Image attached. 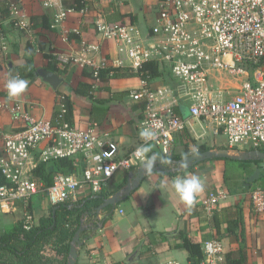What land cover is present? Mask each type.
Instances as JSON below:
<instances>
[{"label": "built area", "instance_id": "2783aa9c", "mask_svg": "<svg viewBox=\"0 0 264 264\" xmlns=\"http://www.w3.org/2000/svg\"><path fill=\"white\" fill-rule=\"evenodd\" d=\"M66 16L67 12L58 13L56 21ZM7 21L20 29L30 27L13 1ZM95 23L106 40H116V67L128 65L138 70L144 62L157 61L169 66L180 82L179 95L173 88L152 90L144 81L131 94L135 101L145 103L141 130L152 127L157 133L155 140L147 142L150 150L145 158L172 153L175 135L188 124L175 109L181 98L188 100L190 118L213 125L214 134H222L228 148L264 150V0H160L157 22L146 31L124 19L109 22L105 15ZM5 38L0 25V40ZM99 48L92 44L75 58L82 67L93 68L95 87L100 67L95 66L90 51ZM216 74L241 78L230 98H221L222 94L212 90L210 82ZM59 106L63 114L65 107ZM12 117L16 128L3 134L0 145V170L7 180L0 185V213L14 212L18 201L27 205L40 193L54 206L78 202L87 188L91 194H100L116 173L141 165L136 152L145 145L142 138L136 148L124 154L108 132H99L94 126L78 127L61 117L38 118L30 105L22 103L13 107ZM59 158L73 159L78 169L56 173L53 183L45 187L33 170L41 162ZM222 196L212 190L202 200L208 216L220 208ZM250 198L255 209L263 212L264 188L251 190ZM33 223L34 215L26 210L24 228L31 229ZM202 249L203 264L224 261V247L218 238L205 240Z\"/></svg>", "mask_w": 264, "mask_h": 264}, {"label": "crops", "instance_id": "0c3cea01", "mask_svg": "<svg viewBox=\"0 0 264 264\" xmlns=\"http://www.w3.org/2000/svg\"><path fill=\"white\" fill-rule=\"evenodd\" d=\"M16 1L22 9L24 20L30 22V27L17 31L8 30L5 41L0 40V145L3 134L16 128L17 124L12 117V110L16 104L30 105L32 114L38 118L52 119L57 108V95L62 92L68 94L74 103L73 125L82 128L94 126L99 132H108L111 138L119 143L121 153L125 154L136 148L141 142L139 133L140 123L144 118V101H135L131 94L143 86V80L138 76L111 78L110 91L100 88L98 84L94 86L91 97H82L74 90L81 82H93V78L89 75V69L93 68L82 67L75 58L94 44L100 47L98 50L90 51L95 66L100 68L104 64L115 66L113 58L117 56L116 40H106L98 32L95 23L98 17L105 15L109 22H116L124 18L122 16L125 14L131 13L136 16L134 23L146 31L157 22L160 0H82L85 6L80 10L74 8L75 0ZM61 12H67V16L57 22L56 16ZM41 15L48 17L50 28L32 26V16ZM6 22L7 19L4 23ZM27 38L36 47L35 67L52 71L57 68L55 72L64 80L57 89H54L41 78L36 77L37 80L29 84L23 94L12 98L8 95L6 83L11 68L25 63ZM39 43L47 45L46 51L51 53L53 58H45L38 47ZM164 65L171 75L154 79L149 83V87L152 90L159 89L166 92L169 88H173L179 95L180 82L174 78L169 66ZM240 81L241 78L228 74H216L211 78L210 83L215 93L222 94L221 98H230L237 91ZM124 92L128 93L124 94ZM180 100L175 109L188 121L186 130L189 137H183L184 143L189 142L191 148L201 144L212 148L221 143L225 144L222 134H214L213 125L207 124L204 120L191 119L188 100L184 98ZM177 134L173 148L176 152H181L184 146ZM227 163L226 160L218 158L203 167L195 166L193 170L179 174L180 176L195 174L205 182V190L191 207L184 204L171 188L172 180L178 175L153 172L151 176H146L129 197L116 206H108L98 211L95 223L84 222L85 229L81 233L82 243L78 247L76 264H111L112 262L191 264L189 252L176 246L182 241V236L202 244L210 238L221 240L224 247V261L220 264H227L226 254L231 251L236 252L241 247V243L246 250L244 264H264V211H257L252 204L251 187L242 189L244 182V185L248 186L247 178L257 167L261 168V176L264 177V160L258 164L252 163L248 167L253 169L251 173L240 164L243 173L233 176L227 174ZM47 164L51 165L50 169L53 167L52 162ZM137 168L132 170L136 171ZM130 171L121 170L116 173L106 188L111 192L107 197L115 194L127 183ZM126 175L127 179H125ZM161 182H166L168 185L164 193L157 188ZM260 182H264V178L259 180ZM212 190L222 193L223 196L220 199V208L213 216H208L204 211L202 200ZM44 195L45 204L48 206L51 203L45 193H40L31 199L36 217L44 214L40 212L44 202L41 197ZM93 195L97 196L101 193L91 194L87 188L81 193V199ZM65 206L71 209L73 203H65ZM229 206L242 208L243 236L229 235L226 232L225 217L234 215L233 212L229 214L223 212V209ZM58 209L64 213L61 207ZM14 212L0 213V232L6 231L16 223Z\"/></svg>", "mask_w": 264, "mask_h": 264}, {"label": "trees", "instance_id": "16d2710c", "mask_svg": "<svg viewBox=\"0 0 264 264\" xmlns=\"http://www.w3.org/2000/svg\"><path fill=\"white\" fill-rule=\"evenodd\" d=\"M82 2V0H75L74 8L77 10L84 8L85 3ZM9 5L10 0H0V25L2 27V23L5 22L9 17ZM122 17L124 18H121L120 20L124 19L131 23H134L136 21V16L131 13H127ZM31 23L33 27H51L49 19L45 15L32 16ZM38 47L40 48V51L43 52L45 58H53V55L46 51L47 45L45 43H39ZM50 49L52 50L53 48ZM25 51V63L16 65L11 68L10 75H19L20 77L26 79L29 82V85L37 80L35 76L37 68L34 65V54L36 52V47L28 38L25 40ZM57 70L58 69L55 68V71ZM89 70V75L93 78V82H81L74 90L76 94L82 97H91L94 91V70ZM63 72H65V70H63ZM98 75L99 87L110 91L111 88L109 86V81L111 78L138 76L144 82L150 83L158 77L164 76L166 78L171 74L163 63L157 61H147L144 62L142 67L138 70H134L131 67H116L106 65L98 69ZM126 93L128 92H124V94ZM60 104L65 107V112L63 114H61L60 111ZM56 105L57 108L54 111L52 119L55 120L56 118L61 117L65 121H68L72 124L74 103L71 100V97L66 93L59 92L56 98ZM143 109L145 110V103L143 105ZM178 134L177 136L181 138L180 140L182 141V144L184 146L183 151L176 152V150L173 148L170 155L158 153L160 156L167 157L170 162L193 154L190 149H197L198 152H201L212 148L204 144L195 145L194 148H191L189 142L184 143L183 137H189V133L186 128ZM216 147L227 148L224 145H217ZM213 160L216 159L207 160L197 165L183 168L180 171L171 172L170 174L173 176L179 175L181 172L193 170L195 166L203 167L206 163ZM224 160H226V162L234 161L231 159ZM261 161L262 160L239 161V163L245 167V170H247L248 173H251L253 172V169H248V167H250L252 163L258 164ZM50 166L51 165H48L47 163L41 162L33 171V175L35 177L41 178V180L44 182L45 187H49L53 183L56 173H74L78 169L74 160L71 158L56 159L52 162L53 169H50ZM127 177L128 176L126 175L125 179H127ZM262 178L264 177L261 176L255 182L259 183V180H261ZM6 183L7 180L0 170V185ZM244 184L242 185V189H247L252 185V183L248 184V186H245ZM256 185L257 186L252 187L251 190L256 189L257 187L264 188V184L259 183ZM110 193V191L105 189L101 193V195L88 196L84 199L79 200L78 202L73 203L71 209L65 208V204H60L61 210L63 209L64 213H62V211L58 209L56 210L55 217L53 213L54 205H52V207L50 208V213L48 214V216L44 213L42 216L36 217L31 200L27 202V205H25V201L23 200L18 201L17 209L14 212L16 223L6 231L0 232V264H67L71 241L76 231L82 225V221L85 219V221H94L95 223L98 208L103 204L104 199ZM110 209L112 210V207ZM26 210L34 215V223L32 228L29 230H26L23 226ZM223 212H225V214H229L230 212L234 213L233 216L226 215L225 217L227 223L226 232L229 235L243 236L241 232L243 222L241 206H229L224 208ZM46 243L50 244L53 247L54 253L60 258V260L55 261L54 259L46 257L41 252L42 246ZM176 246L184 248L189 252V260L191 264H203L204 253L202 249V243L194 242L187 236H182V241ZM244 248V244L241 243V247L236 252L231 251L227 253V264H244L246 261V250ZM111 264L123 263L112 262Z\"/></svg>", "mask_w": 264, "mask_h": 264}, {"label": "water", "instance_id": "95a60500", "mask_svg": "<svg viewBox=\"0 0 264 264\" xmlns=\"http://www.w3.org/2000/svg\"><path fill=\"white\" fill-rule=\"evenodd\" d=\"M35 76L41 78L44 82L48 83L54 89H57L58 86L63 82L64 78L61 77L57 72L52 71L47 68H38L35 72ZM193 154L185 156L181 159L171 161L168 165H163L159 161L156 162L154 171L155 172H166L171 173L174 171H180L185 167L182 165L186 161H190L187 167L192 165H197L201 162L211 160V159H231L237 161H259L264 160V150L261 149H251V150H239V149H230V148H210L205 151L197 152L195 158L192 159ZM53 167H51L52 169ZM261 176V168L257 167L255 171L247 178V184H250L256 181ZM146 176L141 173V165L137 168L136 171L131 170L129 172V178L127 183L119 189L115 194L106 197L103 204L98 208V211L108 207L116 206L125 198L129 197L131 193L139 187L140 182ZM98 196V195H97ZM60 205L54 206L53 213L54 217L56 210ZM85 219L82 221V225L76 231L71 244L70 251L67 259V264H76L78 259V247L81 245V233L85 229L84 226Z\"/></svg>", "mask_w": 264, "mask_h": 264}, {"label": "clouds", "instance_id": "9594fccd", "mask_svg": "<svg viewBox=\"0 0 264 264\" xmlns=\"http://www.w3.org/2000/svg\"><path fill=\"white\" fill-rule=\"evenodd\" d=\"M28 81L19 75H10L6 88L9 97L15 98L23 94L28 88ZM140 137L145 141V145H142L137 149V156L141 160V173L145 176H151L154 171V167L157 161L163 165L170 164V160L167 157L160 156L159 154H153L150 157L145 158V154L149 152L150 148L148 146V141L155 140L157 133L152 127L143 128L140 133ZM193 152L192 159L195 158V154L198 152L197 149H190ZM190 161H186L182 167H187ZM167 183L161 182L157 187L163 193L167 190ZM155 188V189H157ZM171 188L174 189L175 193L178 195L179 199L187 206H193L199 195L205 190V182L198 175H183L176 176L171 183Z\"/></svg>", "mask_w": 264, "mask_h": 264}, {"label": "rangeland", "instance_id": "374dc122", "mask_svg": "<svg viewBox=\"0 0 264 264\" xmlns=\"http://www.w3.org/2000/svg\"><path fill=\"white\" fill-rule=\"evenodd\" d=\"M13 2H15V3H18V1H16V0H12ZM18 5H19V3H18ZM3 24V27H4V31L5 32H8V30H11V29H14V30H20V28H18V27H16V26H14V24L11 22L10 23V21H8V22H6V23H2ZM231 95H229V97H230ZM220 144V143H219ZM220 145H224V146H226V144H220ZM227 147V146H226ZM219 148V147H218ZM228 148V147H227ZM243 173V168L241 167V165H240V163H239V161H237V160H234V161H229L228 163H227V174L229 175V176H233V175H239V174H242ZM256 182H253L252 183V185L250 186L251 188L252 187H254V186H257L256 184H259V183H256ZM261 184H264V182H260ZM250 188V189H251ZM42 195V194H41ZM42 198V200L44 201L43 202V204L41 205V207L40 208H42L41 209V211L40 212H43V213H45L47 216H48V214L50 213V208L52 207V205L50 204V205H48L47 206V204H45V202H46V197H45V195L43 196V197H41ZM40 204H41V202H40ZM36 216H37V214H35ZM38 216H42L41 214L40 215H38ZM41 252L46 256V257H48V258H51V259H54L55 261H58V260H60V258L54 253V250H53V247L50 245V244H48V243H46V244H44L43 246H42V250H41Z\"/></svg>", "mask_w": 264, "mask_h": 264}]
</instances>
